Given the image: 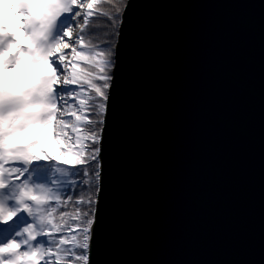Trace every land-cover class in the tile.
I'll list each match as a JSON object with an SVG mask.
<instances>
[{"label": "water", "instance_id": "water-1", "mask_svg": "<svg viewBox=\"0 0 264 264\" xmlns=\"http://www.w3.org/2000/svg\"><path fill=\"white\" fill-rule=\"evenodd\" d=\"M89 264H264V0H128Z\"/></svg>", "mask_w": 264, "mask_h": 264}, {"label": "snow or ice", "instance_id": "snow-or-ice-1", "mask_svg": "<svg viewBox=\"0 0 264 264\" xmlns=\"http://www.w3.org/2000/svg\"><path fill=\"white\" fill-rule=\"evenodd\" d=\"M94 3L95 0H87L86 4L82 0H20L19 28L29 40L26 44L17 42L16 32L0 28V223L6 224L21 211L32 217V223L24 228L28 250L23 252V259L18 251L21 245L10 239L0 245V264L5 259L8 264H48L51 256L59 258L56 264H69L67 257H71V264H89L90 230L95 222L91 205L101 180L102 149L98 145L102 142L100 126L104 124L103 119L90 117H103L107 111L115 51L111 42L93 45L85 43L83 34L75 40L71 37L78 18L83 19L79 25L82 31L89 25ZM84 9L87 11H81ZM65 14L70 19L60 23ZM101 16L108 19V13ZM98 47L103 51H97ZM66 50H70V57ZM70 86H78L79 90ZM85 95L86 99H80ZM77 99L79 114L72 110L66 118L65 113ZM80 125H84L83 130ZM69 128L79 147L65 144L63 137ZM51 147L59 154L50 155ZM41 160L54 163L47 169L33 167V162ZM10 161L18 162L19 167L6 169ZM13 175L25 177L23 183L10 180L5 184V179ZM44 175L47 181H37V176ZM73 188L92 194L87 199L90 210L81 212L77 208V214L66 222L75 220L83 225L79 227L80 239L67 232L55 240L53 236L61 232L62 226L52 222L56 209L49 210L50 201L59 202L58 193ZM9 204L11 207H6ZM5 216L8 220L2 219ZM15 236L19 239L22 233ZM69 239L70 247H65Z\"/></svg>", "mask_w": 264, "mask_h": 264}, {"label": "trees", "instance_id": "trees-1", "mask_svg": "<svg viewBox=\"0 0 264 264\" xmlns=\"http://www.w3.org/2000/svg\"><path fill=\"white\" fill-rule=\"evenodd\" d=\"M128 0H100L97 2L93 9L91 10L93 13V16L90 18V23L88 26H86L83 31L79 29L80 23L77 22L73 24V37L78 33V36L80 34H83L85 37V43L91 42L93 45H101L105 42H111L114 47V51L117 47L118 37H119V29L123 20V14L125 7L127 5ZM101 13H108V19H105L101 16ZM118 14V15H117ZM109 19L111 20V23H109ZM97 28L99 31H91V29ZM112 33L111 40L109 41V34ZM97 51H103V48H97ZM113 62L115 64V55L113 57ZM113 69L111 71V75H113ZM86 112L92 111L91 109H85ZM105 115L103 117H97V116H91L90 119H103L104 120ZM82 130L84 129V125L80 126ZM103 129V125L100 126ZM99 130V128L97 129ZM82 134L83 131H82ZM84 144L89 143L88 141H83ZM100 147V145H98ZM85 153L87 154V148L85 149ZM9 170L14 167H19L18 162H9ZM38 177V176H37ZM41 178H48L47 175L41 176ZM64 179V177H62ZM75 179L79 180V177H76ZM100 187V182H99ZM98 193H95L92 198L94 200V203L91 205V209H94L96 212L97 207V200H98ZM59 195V202L56 200L50 201V207L51 209H56L55 212L52 213V222L54 224H60L62 226L61 232L55 233L53 236V239L58 240L61 235H64L68 232L72 227H77V239H80L78 232L79 227H82L83 225H78L75 220H71L70 223H66L69 221L70 216H75L77 214V208H79V211L81 212H88L89 206L87 205V199L89 195H92L91 193L78 191L76 188H73L71 191L65 193L63 191L58 193ZM69 196H71V200H69ZM83 200L84 203L77 205L75 202ZM5 225V224H4ZM3 225V226H4ZM47 247V246H46ZM68 247V246H65ZM54 250V249H53ZM89 251V250H88ZM69 260V264H71V257H67ZM59 260L58 257L53 256V261L49 260L48 264H56V262ZM38 264H43V262H38Z\"/></svg>", "mask_w": 264, "mask_h": 264}, {"label": "rangeland", "instance_id": "rangeland-1", "mask_svg": "<svg viewBox=\"0 0 264 264\" xmlns=\"http://www.w3.org/2000/svg\"><path fill=\"white\" fill-rule=\"evenodd\" d=\"M100 0H95V3L94 5L99 2ZM83 3H87V0H82ZM81 11H87V9H84V10H81ZM70 19V15L69 14H65V17L62 18V20L60 21V23H63L64 21L66 20H69ZM78 22L80 23V25L83 24V19L82 18H78ZM81 29V28H79ZM78 38V33L73 37H71V40H75ZM67 39V38H66ZM77 48L79 49V45H76ZM66 53L69 54V57H70V50H66ZM83 66V65H82ZM73 87V86H71ZM77 88V90H79L78 86H74ZM85 92H87V89L85 88ZM80 99H86V95L85 96H81ZM72 104H79V100H75L74 103ZM78 108V106H77ZM79 110V108H78ZM81 126V125H80ZM82 134V133H81ZM83 135V134H82ZM83 143V141H82ZM76 145V144H75ZM77 147H79V145H76ZM49 154L50 155H57L59 153H51L49 151ZM54 163L53 162H45L43 160L41 161H35L33 162V167H40V168H49L51 167V164ZM6 169L9 170V162L6 163L5 165ZM27 175V174H25ZM25 177L23 176H19V175H13V176H9L7 179H5V184H8L10 180L12 181H15L17 183H23V180H24ZM37 181H41V180H44V181H47L48 178H41V176H38L37 178ZM32 186V185H30ZM51 186V185H49ZM55 200V199H53ZM6 207H11V205H6ZM3 220H8V218L5 216L2 218ZM29 223H32V217H30L28 215V213L26 211H21L19 212L15 217H13L11 220H9L4 226L3 224L4 223H0V245H3L5 243H7L10 239L12 240H15V243L18 244V245H21V247L18 249L19 253H20V259L22 260L23 259V252L24 251H27V246L24 245V240L28 238V234L24 232V228L29 224ZM77 230L78 228L77 227H72L70 230H68V232L71 233V235H77ZM17 232H21L22 233V236L21 238H16L15 234ZM78 238V236H77ZM47 245H45L46 247ZM65 246H68L70 247V239H69V244L65 245ZM49 260H52L53 261V256L49 257L48 258V261ZM4 264H8V261L7 259L4 260Z\"/></svg>", "mask_w": 264, "mask_h": 264}, {"label": "clouds", "instance_id": "clouds-1", "mask_svg": "<svg viewBox=\"0 0 264 264\" xmlns=\"http://www.w3.org/2000/svg\"><path fill=\"white\" fill-rule=\"evenodd\" d=\"M20 21V0H0V28L6 27L8 31L16 32L17 42L26 44L29 43V40L24 37L23 32L19 28ZM25 58H27L26 54ZM45 131H48V129L46 128Z\"/></svg>", "mask_w": 264, "mask_h": 264}, {"label": "bare ground", "instance_id": "bare-ground-1", "mask_svg": "<svg viewBox=\"0 0 264 264\" xmlns=\"http://www.w3.org/2000/svg\"><path fill=\"white\" fill-rule=\"evenodd\" d=\"M74 87V86H73ZM67 106V105H66ZM72 110H76L77 111V114H79V110L77 108L76 105L72 104L70 110H69V113H65V117L67 118L69 115H70V111ZM74 119V118H72ZM71 123V120L69 121ZM67 132V136L66 137H63L64 139V142L65 144H68V145H75L76 144V137H75V134L71 132V129H66L65 130ZM76 146V145H75ZM77 147V146H76ZM51 153H58L57 150L54 148V147H51L48 149Z\"/></svg>", "mask_w": 264, "mask_h": 264}, {"label": "built area", "instance_id": "built-area-1", "mask_svg": "<svg viewBox=\"0 0 264 264\" xmlns=\"http://www.w3.org/2000/svg\"><path fill=\"white\" fill-rule=\"evenodd\" d=\"M55 178V177H54ZM60 179H62V177H60Z\"/></svg>", "mask_w": 264, "mask_h": 264}]
</instances>
